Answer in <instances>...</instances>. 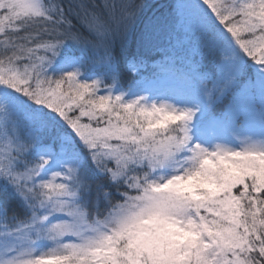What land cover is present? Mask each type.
Returning a JSON list of instances; mask_svg holds the SVG:
<instances>
[{"label": "snow or ice", "instance_id": "6c2138e0", "mask_svg": "<svg viewBox=\"0 0 264 264\" xmlns=\"http://www.w3.org/2000/svg\"><path fill=\"white\" fill-rule=\"evenodd\" d=\"M0 264H264V0H0Z\"/></svg>", "mask_w": 264, "mask_h": 264}, {"label": "trees", "instance_id": "16d2710c", "mask_svg": "<svg viewBox=\"0 0 264 264\" xmlns=\"http://www.w3.org/2000/svg\"><path fill=\"white\" fill-rule=\"evenodd\" d=\"M150 3H160V4H163V3H167L169 2V0H149Z\"/></svg>", "mask_w": 264, "mask_h": 264}]
</instances>
